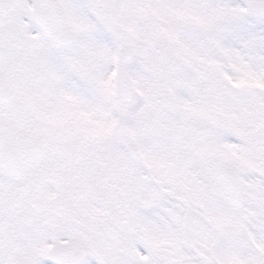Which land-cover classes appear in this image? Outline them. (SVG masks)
I'll list each match as a JSON object with an SVG mask.
<instances>
[{
	"label": "snow or ice",
	"instance_id": "obj_1",
	"mask_svg": "<svg viewBox=\"0 0 264 264\" xmlns=\"http://www.w3.org/2000/svg\"><path fill=\"white\" fill-rule=\"evenodd\" d=\"M0 264H264V0H0Z\"/></svg>",
	"mask_w": 264,
	"mask_h": 264
}]
</instances>
